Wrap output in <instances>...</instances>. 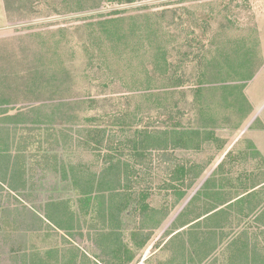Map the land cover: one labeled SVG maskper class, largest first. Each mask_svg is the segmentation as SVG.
<instances>
[{"label":"rangeland","instance_id":"obj_1","mask_svg":"<svg viewBox=\"0 0 264 264\" xmlns=\"http://www.w3.org/2000/svg\"><path fill=\"white\" fill-rule=\"evenodd\" d=\"M116 1L0 0V99L11 103L0 107V127L19 129L13 157L23 147L22 184L16 178L15 191L0 189V264L46 261L51 250L60 253L49 264H109L89 229L112 228L97 214L100 198L83 195L77 181H98L117 161L137 167L130 153L141 132L199 173L177 200L160 189L166 178L157 160L136 168L143 182L135 191L149 185L145 204L167 215L133 249L127 202V264H186L166 240L214 205V189L231 206L260 195L246 192L248 177H264V0ZM93 130L103 147L91 142ZM52 201L67 205L80 231L65 234L43 220ZM256 217L225 220L228 239L215 264H228L226 246L244 231L264 255Z\"/></svg>","mask_w":264,"mask_h":264},{"label":"trees","instance_id":"obj_2","mask_svg":"<svg viewBox=\"0 0 264 264\" xmlns=\"http://www.w3.org/2000/svg\"><path fill=\"white\" fill-rule=\"evenodd\" d=\"M116 2L118 4L122 2L132 3L134 0H117ZM1 105H11V103L2 104L0 99V107ZM18 130L19 129L14 126L12 129L8 126L5 128L0 127V189L2 186H7L10 191H15L16 187L12 186V183L15 182L16 178L17 181L22 184V179L20 177L22 174L18 171L21 164L19 167L18 162L21 161L23 156L21 155L22 153H18L23 151V147L15 153V157L11 155V144L16 141L17 134L19 133ZM91 138V142L96 147H103L102 133L99 130H93ZM181 143H183V148H190L186 141ZM105 148L109 151H119L120 145H109L105 146ZM130 155L133 164L140 168H147L153 160H157L159 163L158 168L166 178V181L160 189L171 192L177 200L192 186L199 173V170L192 165L185 164L176 158L173 150H169L163 145L156 146L144 132L139 133L138 137L133 142ZM137 167L129 168L127 163H120V161H117L107 168L105 174L102 173L100 175V180L94 182L77 181L83 195L91 196L94 194L97 198H100L101 201L97 214L108 224V228H112L108 233L100 231L95 232L92 226L89 229L90 232L94 231L95 234H98L100 244L104 245L103 248L106 255L110 258L109 264H127L132 256V250L129 249L120 231V218L122 213L127 210V202L133 203V218L136 221L135 228L132 233H130L129 238L133 249L141 248L144 244L146 245L152 229L157 225V222L159 223V221L167 215V209L157 211L149 208V206L145 204V198L150 195L151 192V187H149V185L144 188L145 193L143 195H141L142 192L135 191L136 189H141V182H143L136 170ZM109 172L113 173L111 178L107 177ZM106 193L111 194L112 197L116 196L115 205L108 206V199H106L105 196ZM212 203H214V201H212ZM66 206L67 205H64L62 202L52 201L46 203L43 211V220H45L49 226L57 231L65 232V234L77 232L78 230L80 231V223H78V220L74 218L73 213L69 212ZM217 209L218 206L214 205L213 208L204 209L202 212L200 211L201 213H197L193 217V220L184 225L190 226L180 234L181 236L177 242H174L176 239L173 240V244L176 243L179 261L183 253L184 255L181 262L186 264H206L207 262V264H215L217 262V257L212 256H216L223 250V245L228 239L227 236L222 238L223 234L219 232L224 230L222 224H225V220L228 219L232 207H225V209L215 211ZM211 212L214 213L210 214ZM252 212L257 213V219L255 220L256 222L259 221L260 225L264 227V208L261 206L252 209ZM210 223L214 226H207V224ZM90 232H88V234H90ZM81 234L82 233H79L78 236H82ZM216 235H218V237ZM177 243H180V245ZM168 244L170 245L169 242ZM226 250H228L229 254L228 264H264V255L262 252H259L257 247L250 243L248 240V233L245 231L241 233L238 238L231 239L226 246ZM59 253L60 251L51 250L45 255L46 261L42 259H33L30 264H49V260L57 258ZM73 255L72 258L76 260L75 256L77 255L74 253ZM166 264L170 263L167 262Z\"/></svg>","mask_w":264,"mask_h":264},{"label":"crops","instance_id":"obj_3","mask_svg":"<svg viewBox=\"0 0 264 264\" xmlns=\"http://www.w3.org/2000/svg\"><path fill=\"white\" fill-rule=\"evenodd\" d=\"M212 174H214V173H212ZM248 178L249 179H247V180H249L250 187L248 188V191L246 192V196L249 197L248 195L251 194V193H253V192H256V193H258L260 195L254 196V198L251 199V203H247L244 200L245 198L243 200H240L239 199V196H238V202H236L237 200H234L233 202L231 201V203H234L231 206L230 204H228V202L221 201V199H219V195H220L219 192L217 191V189H214V192H213L212 195H214L215 197H212V201H214V203H212V204H214L215 206H218V209L215 210V211H218L220 209H225V207H232V210H231V212H229V215H228V219L232 220V219H236V217L244 218V217H247L249 215H253L254 212H252V209H256V208L261 207V206H262V208H264L263 207V205H264V191H263V189L264 188H262V187H264V177H258V176L257 177H254L253 176V177H248ZM257 178L260 179V180L258 181ZM259 188H262V191L261 190L260 191H257ZM250 196L253 197V194L250 195ZM214 205L211 206V207H209V208H206V209L213 208ZM212 213H214V212H211L210 214H212ZM208 225L209 226H214L212 223L207 224V226ZM189 226L190 225L185 226V227L183 226L182 227L183 229L180 228V231L178 230L176 233L168 236V238L166 240V244L169 242L170 243V246L169 247L172 250L174 249V244H173V240L174 239L173 238H175L177 236V234H178V237H180L181 236L180 234H182ZM222 226L224 227V230H225V224H222ZM224 230H222V232H219V233L223 234L222 238L224 236H227L225 233H223ZM216 236L218 237V235H216ZM177 239H179V238H177Z\"/></svg>","mask_w":264,"mask_h":264}]
</instances>
